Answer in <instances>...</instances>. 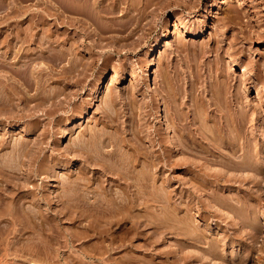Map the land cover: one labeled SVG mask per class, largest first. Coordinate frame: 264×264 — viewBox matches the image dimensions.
Listing matches in <instances>:
<instances>
[{
  "label": "bare ground",
  "instance_id": "1",
  "mask_svg": "<svg viewBox=\"0 0 264 264\" xmlns=\"http://www.w3.org/2000/svg\"><path fill=\"white\" fill-rule=\"evenodd\" d=\"M28 1L29 3H27ZM135 1L136 6H138V4H136L137 2H141L139 0ZM157 1L154 3H157ZM130 2V0H10L9 2L1 0L0 72L5 71L7 74L5 73L3 77H0V112L3 115H6L3 113L6 112L8 113L7 116L13 121H19L24 117L26 118V116L36 115L35 112L40 110L42 115L48 116L60 109L62 107V100L69 97L67 95V90V94L65 93V95H63L65 98L63 97V99L60 97V95L65 92V89L68 86L73 87L72 85L77 86L79 89V87L81 88L82 86L83 80L86 79L87 73H85V69L89 65L82 61L83 59L79 55L82 53V48L87 47L86 49L91 50V52H89V57L93 54L103 55L102 51H105L103 49H105L107 43L110 45L111 42L116 43L130 36L135 26L131 28L132 20L127 18V13V19L125 18V20H118L119 17L115 19L113 15L118 8L120 9L121 5H124L126 9H129L132 4L134 5V3ZM152 2L153 0H143L142 5L139 4L143 11L141 10L137 13L141 12L140 14H143L142 12H144L147 7H150ZM172 2L173 0L168 1L167 4L170 5ZM161 4L163 6V3ZM173 4L182 9L187 8L188 5L187 3V5L182 2L179 3L177 0H175ZM29 5L38 8L34 7V9L31 10ZM139 6L138 9L140 10L141 7L139 8ZM236 9L233 11L238 13ZM123 10L125 11V9ZM237 13L235 14L237 15ZM140 17H142V15ZM140 17L137 16L138 21H140ZM230 17H232V15ZM231 21H233V19ZM225 22L227 21L223 23ZM134 25H138V23ZM114 31L125 32L126 34L124 36L120 35L121 37L118 34L119 37L117 38V34H113ZM222 33H220L221 35L219 34V37H214L215 43L208 47V49L214 48L216 52H218V59H221V52L224 50L223 43L225 41V35ZM234 35L235 34H233L232 38H234ZM246 35H248V33ZM248 36H250V34ZM255 36L258 38L257 40H260L259 38L264 39V32H256ZM235 37L237 36L235 35ZM104 40L107 41L105 44L102 43ZM235 43L236 42L231 46L233 51L239 49V46ZM112 45L113 43L110 46ZM108 51L111 55L112 52H118L115 48H110L107 52ZM77 54L79 55L78 58ZM108 56L112 58V56ZM103 61L104 62L101 63L104 65L110 63L107 62V59ZM255 61V79L264 81V55L260 54L259 59ZM83 62L86 64H82ZM88 70L90 69L88 68ZM229 74L227 73V76L225 74V78L223 76L224 81L222 79V82H226L225 84L227 86H229L227 84L230 82L229 79L231 80V78H233L230 77ZM248 80L249 79L246 78L240 81L244 82ZM222 82L219 84L223 86ZM52 83H54V86ZM50 84H52L53 87L49 86ZM193 84L194 83H192V85ZM214 89L216 90V88H213V91L211 90L213 93L215 91ZM226 89L228 90V87ZM220 91L218 95L219 93L221 94ZM69 94L72 95L73 93L69 91ZM215 94L216 96L214 97L219 99L216 92ZM190 97L192 98L191 95ZM112 98L115 99V97ZM217 98L214 99L217 101ZM214 99L212 101H214ZM35 100H39V102H34V104L31 105L30 103ZM110 100H108V102H110ZM221 100L223 101V97ZM225 101L226 105L229 107H225L224 102H221L223 106L221 104L220 106L223 107V111L227 108L231 109H227L229 112L226 110L228 113H225L227 114H220V112L223 111H221L222 108L219 105L215 106L213 109L211 108L212 110H208V112L206 109V102V108H203V110L198 109L199 106L204 105L201 104L203 102H198L196 105L192 103L191 105L194 104V107L191 106L192 108L189 110V115L188 112H183L180 107L178 109H181L182 113L185 114L177 112L178 109L176 108L177 114H175L172 124L170 126L168 125L164 131H172L176 134H173V142L167 140L165 145L162 141V139H165L161 137L162 133H160V128L149 131L150 135L154 134L152 137H149V141L151 140L150 147L145 146L144 142H142V138L133 134L135 132L132 133V135H136L135 137L131 136V138H128L130 137L128 135V137L125 135L120 136L121 134L116 136L113 134L115 130L114 132L111 131L112 133H108L107 130L109 129H107V133L105 131L99 133L95 131L96 129H90V132H87V135H85L83 133L87 130L84 129L85 132L83 131L82 133V129L81 133H78L82 135L79 136L77 134L78 137L76 135L74 140L70 139L72 142L70 141L71 143L68 146L66 145L65 148H62V146L58 148L60 145L56 147L53 144L54 148H51L53 152L49 154L45 153L44 147L41 146L46 142L44 141L46 139V129V132L44 131L45 133L43 134L40 132L41 135L38 134L39 137L37 138L30 135L14 142L11 140L13 143H10L11 141L9 142L6 136L5 138L3 135H0V220L5 218L3 220H7L11 223L13 228L8 230L13 232L15 238L17 236L23 237L24 234L31 232V235L26 236L27 238H25L26 241L24 242V246L22 241V247H19V249L21 248L23 252L27 253L28 251L31 253L35 251L40 252L41 250H45L46 252V250L50 248L49 245H51L53 240L58 241L60 246L63 243V247L72 245L74 239L82 240L79 244V249L83 257L65 258L62 261L64 264H163L162 261L160 263L159 260L164 258H161L164 250L159 252L160 249H158V245L160 242L168 239V237H170V239L172 238L174 242H171L173 244L167 242L171 246L169 245L170 247L167 251L163 252L165 255H169L164 258V262L167 264H189V261L194 257L193 255H199L194 254L195 251L192 253V248H189L192 251H188L185 248L190 244L191 247L194 246L192 244L193 242H196V244H207L204 248L199 247L201 249L200 251L206 250L208 253L207 256L214 258L213 256H217L221 253L218 252L217 254L216 247V245L221 242H216L218 240L215 239L217 235L215 238H213L214 235L210 238L209 233L206 232L207 229H210V222H206L208 219L206 217L209 215H205L206 217L203 218L205 227L199 226V222L193 223V218L189 214L190 206H192L191 202H194L192 200L196 199L200 201L199 199L202 197H199L202 191L203 193L208 189L210 192L213 191L216 186L212 187L213 185H210V183H215L217 186L219 184L229 186L233 183H238L242 186L243 183L246 185L247 183L248 185L252 183L253 187L256 188V190L254 188L255 191H252L253 187L250 188L251 185H247L248 188L246 187L244 189L241 187L242 192H236L237 194L234 195V198L230 197L232 199L229 200L230 202L226 200H228L229 196H232V194L228 193L229 195H227V193H223L222 196V191L218 192L217 189H215L217 192L215 190V192L211 193L206 191L205 193H207V196L204 195L206 197L204 198V202L209 204L214 202L215 204L217 203L218 206H224L226 211L228 210V212L233 213V215H238V218H242L241 220L244 226H255V228H257L258 225L256 223L254 224L256 218L253 216V214L256 213H253L252 205H254V201L256 203L260 198L258 192L261 191L260 184L264 177V142L261 144L253 142L255 141V136L254 140L251 139L243 129L246 119L245 116L236 115V112L233 111L234 109L230 108L227 99H225ZM46 102L49 104L47 103L48 106L45 105V108L44 104ZM108 102L106 101L105 104ZM217 103L219 104L220 102L217 101L216 104H213L217 105ZM237 103L239 102L237 101ZM40 105H43L41 107L45 109L38 110ZM104 106L106 107L107 105ZM108 106H110V112L102 109L105 112L104 115L107 117L105 118L108 120L107 123L116 120L114 118L116 114H113L115 110H111V105ZM17 107H19V109H17L18 111L15 110ZM215 110L220 114L218 115V120L217 118H214L217 121L212 119L215 121H213L214 124L209 123L208 126L207 122L209 121L210 113L215 112ZM84 112H78L80 113L79 120L75 123V126L83 124L85 120L83 116ZM238 112H240V110ZM242 113L243 112H241V114ZM71 114L73 113L71 112ZM214 115L211 118H213ZM36 117L37 116L31 119L34 120H32L34 124L36 123V125H38L36 122L37 120L35 121V119L38 118ZM34 124L32 126H34ZM28 125L26 124L27 127L30 126ZM37 129L39 130V127ZM58 129L55 130L57 131ZM98 129L97 126V130ZM100 129L102 130L103 128L100 127ZM34 130L32 129V131ZM129 130H131V128ZM24 131L26 132V129H24ZM58 132L59 131H57V133ZM121 133H123V131ZM226 133H228V135ZM18 138L19 137L16 139ZM57 139L55 138V140ZM42 142L44 143L42 144ZM6 148L9 150H6ZM123 148H125L124 151ZM3 149L7 152L3 151ZM224 150H228L229 152ZM175 155H178L179 158H174L176 157ZM181 155L187 156L181 157ZM188 155L195 158L200 155L206 162L211 161L216 165L219 164L221 167L218 166V168L213 170L210 166V168L206 166V163H200V159L198 160L199 162H197V159H191L192 157L188 158ZM66 162L69 164H66ZM152 165L158 168L156 171L152 170V172H150L151 170L149 169L153 167ZM169 168H172V171L182 168L185 173L184 175L186 176V174H188V177L186 176L184 180L181 181L180 178L183 179L184 176H179L180 180L177 178L175 181L172 180L174 182H170L172 176H168L170 178H165L167 180H164V178L160 176L164 174L160 173L165 170H170ZM229 171H233L234 173ZM244 171H251L252 174L250 173L249 175L247 172L243 174L242 172ZM160 180L161 182H159ZM51 181L55 183L49 185ZM175 182H178V186H172V189L169 188L167 190L166 187H170ZM178 188L180 196L182 193L180 199H177ZM198 191H201L200 195L197 194ZM22 192H25L26 195ZM20 193L23 195H20ZM238 193L240 194L238 195ZM225 194L228 196V199L224 197ZM173 198H176L178 201H174ZM28 202L31 204L28 205ZM40 202L43 203L42 205L47 204L48 207L45 208L44 206H40ZM206 204H202V206L205 205V207L203 206L204 209L208 207H206ZM161 210L165 213L161 214ZM223 216V213L221 215L219 214V216L216 215V217ZM46 219H48V222L45 221ZM50 219H54L59 223H62L63 219L72 224L77 222L81 225L80 228H78L80 232H74L73 230V232H67L64 230L62 232L56 231L58 232L56 233L53 232L54 228L52 229L53 231L50 232L47 230H51V225L49 224V221H51ZM46 224L48 226L50 225V227ZM78 224H76V226ZM254 234H251V236ZM236 235H238L237 232H231V234L229 232L224 236H228L229 241H231ZM74 236L75 238H73ZM60 238L62 241H59ZM91 240H94L92 243L95 244H87ZM241 240L239 241V252L236 255H231L230 252L231 258L238 261L234 262L232 259L231 261L229 260V262L226 261L227 264H246L247 260L252 258V253L256 249H254L253 246L246 245ZM230 243L232 245L233 242ZM163 246L162 248L165 249ZM184 248L187 251H184ZM260 248V251L257 252L251 264H261L260 260L264 255V249L261 250ZM51 249H49V251ZM135 250L136 253L139 252L140 254L135 253L134 255L132 251L134 252ZM218 250H220L219 247ZM53 251L54 250L50 253ZM122 251H124V254L119 256L118 253ZM245 251H247L245 253L246 255L241 256ZM49 255L47 257L44 256L47 258V260L44 258L46 262L53 261L52 258H54V255L52 257ZM138 255H140V257ZM146 256H152L153 258H145ZM205 256L203 258L201 255L202 259L209 260V258H205ZM201 257L196 258L200 260ZM238 257H240V259H237ZM149 258L151 259L148 260ZM32 260L34 261L35 259ZM59 260L60 259H58V261ZM223 262L224 261H222V263Z\"/></svg>",
  "mask_w": 264,
  "mask_h": 264
},
{
  "label": "rangeland",
  "instance_id": "2",
  "mask_svg": "<svg viewBox=\"0 0 264 264\" xmlns=\"http://www.w3.org/2000/svg\"><path fill=\"white\" fill-rule=\"evenodd\" d=\"M5 1L9 2L10 0H5ZM130 1H131L130 3H134V5L132 4L129 9L128 8L126 9L124 5H121L120 9L118 8L116 13H114L113 15H114L115 19H117L119 17L118 20H122V19L125 20V18L127 17L126 16V13H127V15H128L127 18L132 20L131 28H133V26H135L134 28H136V29H134V28L132 29L133 31L130 33L129 37H126L123 40H119V42H116V43L111 42V44L113 43L112 46H110L111 44L108 45L109 43H107V45L110 47L105 45V49H103L105 51H102L103 55L93 54L95 56L91 55L92 56V58H91V56L89 57V52H91V50L86 49L87 47L82 48L81 54L83 57L81 56V54H79V55L83 59L82 61L88 63V65L90 67L88 65H86V66H88L86 68L87 70L84 68L85 73H87V74L85 77L86 79H84L82 84H81L82 85L81 88L78 86L79 87V89H78L77 86H74V85H72L73 87L68 86L69 88L67 87L65 89V92H63L61 94L62 96L60 95V97L63 98L64 97L63 95H65V93L67 91H68L67 92L68 94L67 93L66 94L69 97L70 96L71 97L70 98L68 97L69 99L66 98L65 100H62V104H61L62 107L60 106L61 107L60 109H58L54 114H51L48 116L42 115L41 114L42 112L40 110V109H45L46 108L45 105L48 106V104H49L48 102H46L44 104L45 108L41 107L43 105L39 106L40 108L38 110H40V111H37L38 113L35 112L36 115L26 116V118L24 117L23 119H21L19 121H13L11 118H9L7 116L8 113L3 112L4 114H6V115H3L0 112L2 114V115L0 114V119L2 120V121L0 120V135L1 136L3 135L4 137L6 136L9 139L8 140L9 142L11 140H13V142H14V141H17L19 139L21 140L22 138H25L26 136H30V135L34 136V138L35 137L37 138V137H39L38 134L41 135L40 132H42V134H43L47 130V132L45 134L46 139L44 138L45 139L44 141H46V142L45 143L42 142V144L43 143L44 144L41 146L44 147L45 153L49 154L50 152H53V149H51V148H54V146L58 147V145H60L58 148H60L61 146H62V148L63 147L65 148L66 145L68 146L72 142V140H70V139L74 140L75 136L78 133H81L82 129H83L82 133H83L84 129L87 130L86 132L84 131L85 133H83L85 135H87V132H90V129L91 130L96 129L95 131H97L99 133H101L102 131L106 132L107 129H109V130H107L108 133H110L111 131L114 132V130H115V132L113 134H115L116 136L118 134L119 135L121 134L120 136H123V135H125L126 137L130 136L128 138H131V136L135 137L136 135H138L139 137L142 138V142H144V145L147 147H150V145H151L150 141L151 140L149 141V139H150L149 137H152L154 134L150 135L149 131H152L155 128H160L161 129L160 133H162L161 137H163L165 139V140L162 139V141L165 145L167 140L172 141L173 140L172 138L174 136L173 134H176L172 131H169V132H167V131L164 132V131L166 130V127L168 125L170 126L172 124V122L174 120L173 118H175L174 116H175V114H177V112L182 113V111L183 112L186 111V113L188 112V115H189L190 114L189 110H191V108L194 107L193 106L194 104L195 105L198 104V102H203L201 104H204L203 105L204 107L201 105L198 107V109L203 110V108L205 109L206 108L205 106L207 105V108H206L207 111L212 110L213 108H215V106H218V105L220 106V104L223 106V104H222L223 102H224L225 107L226 106L229 107L228 105H226L225 99H227L228 104L230 105V108L234 109L233 111L236 112L235 113L236 115L239 114V116L240 115L245 116V118H246L245 123H244L245 125L243 127L244 132H246L248 134V136L253 140H254V136H255V141L252 140L253 142L259 143V144L264 142V81L255 79L256 75H255V68H254L255 67L254 64L256 62L255 60L259 59L260 54L264 55V39L259 38L260 40H257L258 38L255 36L256 32H264V20H263L264 19V0H198V1H196V0H177V2L179 1V3L182 2L185 5L188 4L187 8H184V9L176 7L173 4V2H175V0H173V2L170 5H168L167 2L172 1V0H167V1L166 0H158V1L156 0L157 3H154L156 1L153 0V2H152L153 4L151 3L150 7H147L144 10L145 13L142 12L143 14H140L141 12L137 13L138 11L142 10V7L139 6V4L142 5L143 0H139L141 2L136 3V4H138L139 8L141 7L140 10L138 9V6L135 5V2H136L135 0H130ZM196 2H198V3H196ZM27 3H29V1ZM161 3H163V6ZM166 6H168V7H166ZM29 7L31 10H33L35 6L33 7V5H29ZM35 8H38V7H35ZM123 9H125V11ZM235 9L238 10V13L233 11ZM228 11H230V12H228ZM231 12H233L234 14ZM120 13H121V15H120ZM235 13H237V15ZM0 14H1V12H0ZM141 15H142V17H140ZM143 15H144V17H143ZM231 15H232V17H230ZM137 16L140 17L142 20L139 18L140 21H138ZM235 16H237V17H235ZM133 18H134V21H133ZM230 18H231V20L233 19V21H231ZM220 20H222V21H220ZM223 20L227 21V22L223 23L224 22ZM217 21H218V23H217ZM136 23H138V25H134ZM221 23H223V24L220 25ZM225 25H226V27H225ZM251 30H252V32H251ZM220 33L225 35V37H224L225 41L223 43L224 50L221 52L222 57H221V59H218V52H216V50L214 48L208 49V47L212 46L215 43L214 37H217V36L219 37L221 35ZM247 33H248V35L250 34V36L246 35ZM113 34H117V38H118L120 35L124 36L126 33L114 31ZM118 34H119V36H118ZM233 34H235L237 36V37H235V35H234V38H236V39L232 38ZM239 39H240V42H239ZM105 42H107V41L106 40L102 41L103 44H105ZM234 42L237 43V44L236 43L235 44L237 46H239L238 47L239 49L233 51L231 49V46L234 45ZM81 44H83V43H81ZM229 45H230V47H229ZM110 48L111 49L115 48L119 53L118 52H116V53L112 52V55H111L109 53V51L107 52V50H110ZM87 52H88V54H87ZM107 53H108V55L112 56V58H109ZM79 55L77 54V58ZM93 58H94V60H93ZM104 58L107 59L108 60L107 62H110V63H108V64L106 63L105 65L102 64L101 62H104L103 61V60H105ZM84 62L82 64H84ZM217 67H218V69H217ZM79 68H81V67H79ZM88 68L90 70H88ZM223 68H224V70H223ZM241 71H244V72H241ZM3 72H0V77H3V75L6 73L5 71H3ZM229 72H230V74H229ZM227 73L230 75V77H233V78H231V80L229 79L230 82L227 83L229 86H227L225 84L226 82H222V79L224 81V78H225L224 75L226 74V76H227ZM243 73L245 74V76ZM223 76H224V78H223ZM239 76H242V77H239ZM243 76H244V79L247 78L249 80L241 82L244 80ZM249 77H251V78H249ZM239 78L241 81L239 80ZM191 82L194 84L192 85ZM220 82H222L223 86L221 84H219ZM52 84L54 86V83H52ZM52 84H50L49 86H52ZM214 84H215V86H214ZM217 85H218V87H217ZM226 86L228 87V90L226 89L227 88ZM192 87H193V89H192ZM49 88H51V87H49ZM213 88H216V90L217 89L218 90L216 91L214 89L215 91L213 93L212 92ZM219 88L221 91L219 90ZM69 91H70V93H73V94L70 95ZM219 91L221 92V94L219 93V95H218ZM190 92L192 94L194 93L195 95L194 94L192 95ZM215 92L217 93V96H219L220 100L217 97H214V96H216ZM212 94H214V95H212ZM190 95L192 96V98L190 97ZM109 96H111V97H109ZM221 96L223 97V101L221 100L222 99ZM224 96H225V98H224ZM112 97H115V99H113ZM212 97L217 98L218 99L217 101H219L220 103L219 104L217 103V105H215L217 101ZM193 98H195V99H193ZM110 99H113V100H110ZM213 99H214V101H212ZM108 100H110V102H108ZM106 101L108 103L105 104ZM237 101L239 103H237ZM34 102L37 103V102H39V100H37V101L35 100V101L31 102L30 104L32 105V104H34ZM205 102H206V105H205ZM192 103H194V104L191 105ZM213 103H215V104H213ZM104 105H107V106L105 107ZM108 105H111V110L114 109L116 112V113L115 112L113 113V114H116V115H114V118L116 120H112V122L109 121V123H111V124L107 123L108 120L105 119L107 117H106V115H104V113H105L104 111L107 110V112H110V109H109L110 106H108ZM179 107L182 109V111H181V109H178ZM221 108H222L221 111H223V107H221ZM17 109H19V107H17L15 110H17ZM227 109H229V108H227ZM227 109H224V111L220 112V114H222V113L227 114L229 112V110H231V109H229V110H227ZM238 109L240 110V112H238L239 111ZM176 110H177V112H176ZM17 111H15V112H17ZM216 111L217 110H215V112L210 113V116H209L210 122L209 121L207 122L208 126H209V123L214 124V122L218 120V115H220V114ZM71 112L73 114H71ZM78 112H80V113L84 112L83 116H84L85 120H84L83 124H78L77 126H75L76 125L75 123H77L79 120L80 113H78ZM225 112H227V113H225ZM241 112H243V113L241 114ZM182 114H185V113H182ZM213 115H214V117L211 118ZM35 116L38 117V118L36 117L37 119H35V121L37 120L36 122L38 123V125H36V123L34 124L33 123L34 120L31 119V118H35ZM103 117H104V119H103ZM214 118H217V120ZM212 119H214L215 121ZM30 122H32L34 124V126H32L33 124ZM26 124L27 125L29 124L31 127L29 125H28L29 127H27ZM101 124H103V125H101ZM213 124H211V125H213ZM97 126L99 129H100V127L103 129L97 130ZM133 126H135V127H133ZM26 127L29 129H27ZM35 127H36V129H35ZM38 127H39V130L37 129ZM63 128H64V130H63ZM128 128L129 129L131 128V130H129ZM24 129H26V132L24 131ZM32 129L33 130L35 129V130L32 131ZM40 129L41 130L44 129V130L41 131ZM55 129H58L57 131H59V132L57 133V131ZM133 129H134V131H133ZM53 130H55V131H53ZM69 130H72V131H69ZM249 130H250V132H249ZM23 131H24V133H23ZM30 131H31V134H30ZM122 131H123V133H121ZM133 132H135V133H133ZM132 133L136 134V135H132ZM228 133H231V132H228ZM228 133H226V134L228 135ZM8 135H9V137H8ZM78 135L80 136L82 134H78ZM78 135H77V137H78ZM20 136H21V138H20ZM44 136H40V137H44ZM14 137H16V138L19 137V138L16 139ZM55 138L56 139L58 138V139L55 140ZM14 139H16V140H14ZM13 142L11 141L10 143H13ZM53 142H55L57 145ZM53 144H54V146H53ZM4 149H3V151H5V152H7L6 150H9L7 148H6V150H4ZM124 150H125V148H123V151ZM224 151L227 152L228 150H224ZM178 155H180V154H178ZM178 155H175L176 157H174V158H179ZM182 156H187V155H181V157ZM191 157L192 156L188 155V158H191ZM191 159H195V160L197 159V162H199L198 160L200 159V161H201L200 163H202V162L206 163L205 165L208 167L210 166L211 168H213V170L218 168V166H220L219 164L216 165V164L212 163L211 161H207L208 162L207 163L204 158L200 157V155L196 158L192 157ZM209 162H210V164H209ZM66 164H69V163L66 162ZM207 164H209V165H207ZM65 166H68V165H65ZM152 166L153 167L152 168L150 167L151 169H149V170H151L150 172H152V170L156 171L158 167L157 166L155 167V165H152ZM182 168H180L178 170L176 169L175 171H172V168L171 169L169 168L170 170H168V171L165 170V171H163L164 173L163 172L160 173V174H164V175H160V176H161V178H164V180H167L165 178H170L168 176H172L170 178L171 179L170 182H174L177 178H178V180L181 179V181H182L188 175V174H186V176L184 175L185 173H184V170ZM57 171H59V170H57ZM229 172H233V171H229ZM246 172L249 175L251 173V171L250 172L246 171ZM246 172L244 171L242 173L246 174ZM166 174H167V176H166ZM162 176H166V177H162ZM179 176L180 177L184 176V177L182 179ZM172 180H174V181H172ZM262 180H261V184H260L261 191L258 192L260 194V198L258 201H256V203L254 201V203H253L254 205H252L253 213H256V214H253V216H254V218H256V222L254 221V224L256 223L258 225L257 228H255V226H246V225L244 226L242 224L243 223L241 220L242 218L240 219V217L238 218V215H233V213L228 212V210L226 211L224 206H220V205L218 206V204L217 203L215 204L214 202H211V204H212V206H211V204L204 202V200H205L204 198H206L204 195L207 196V193H205V192L207 191L209 193L210 192L209 189L205 190L204 193H203V191L202 192L200 191L202 194L198 191L197 194L198 195L201 194L199 198L202 197L201 198L202 200L201 199H199L200 201H198L196 199L192 200L194 202H191L192 206H190L189 214L193 218L192 219L193 223L199 222V224L198 223H196V224H198L199 226L201 225L202 227H205V222H203V218L206 217L205 215H207V216L209 215L208 217H206V218H208L206 222H208V223L210 222L209 223L210 229H207L206 232L209 233L210 238L213 237L212 235H214L213 238H215L217 235V237L215 239H218V240L216 242L217 243L221 242L220 244L218 243L219 246L216 245L217 254H218V252H221L222 254L219 253L220 256L215 255V256H213L214 258H212V257L210 258L207 256L208 253L206 252V250L200 251L201 250L200 248H204V246L207 244L201 243L202 244L201 245L200 243L196 244V242L195 243L193 242L192 244L194 246L191 247V244H190L189 245L190 247L186 246L185 248L188 251H192L191 249H189V248H192L193 249L192 253H194V251H195L194 254H196V255L199 254V255L198 256L193 255L194 257H192V259L189 261L190 263L189 262H187V263H189V264H214V263L215 264L216 263L221 264L222 261H224L222 264H227L226 261L229 262V260L231 261L233 259L230 256V252H231V255H234V254L236 255L239 252V248H240L239 241L241 239H242L241 241L244 242L246 245L253 246V248L256 249L252 253L254 256L252 255L251 256L252 258L247 260L246 264L253 263L255 255H257V252L260 251L259 248L264 245V216H263L264 215V196H263L264 177ZM162 181H163V179H162ZM159 182H161V180ZM53 183H55V182L51 181V182H49V185L50 184L52 185ZM175 183H173V185H171L170 187L167 186L166 187L167 190L169 188L172 189L171 188L172 186H178V184H177L178 182H175ZM249 184L251 186L248 185V183H247V185L250 186V188H252L253 184L252 183H249ZM210 185H213L212 187L216 186V187H214V190L217 189L218 192L222 191L221 192L222 196H223V193H227V195L232 194L233 197L229 196V199H228V196L225 194L224 197H227L226 199H228V200H226V201H228V202H230L229 200H232L231 198H234V195L237 194L236 192L240 191V193H241L242 188L244 189L247 187V185L245 183H243L242 186H240V184H238V183H236V184L233 183L229 186H223L221 184H219L217 186L215 183L214 184L210 183ZM165 186H166V184H165ZM254 188L255 187L252 188V191L256 190V188H255V190H254ZM214 190L211 192H215V191L217 192V190H215V191ZM235 190H237V191H235ZM22 193L24 194L25 192H22ZM22 193H20V195H23ZM240 193H238V195ZM24 195H26V193ZM177 196H178L177 199H180L182 196V193L180 196L179 188H178ZM174 197H176V196H174ZM177 199L175 198L174 201ZM201 201H202V203H201ZM28 203H27L28 205L31 204L30 202H28ZM191 203H190V205H191ZM42 204H43L42 202L39 203V205L42 207L43 206L45 208L48 207L47 204H45V205H42ZM202 204H206V207L208 206L209 208L207 207V209L206 208L204 209L205 205H203L204 206L203 207ZM220 211L221 212L223 211L222 213L224 216L223 217H216V215L219 216V214L220 215L222 214ZM162 213L164 214L165 212H163L161 210V214ZM201 215H203V216H201ZM219 218H222V219H219ZM3 219H5V218H3ZM3 219L0 220V233H1V235H0V264H64V263H62V261L65 258L71 259L74 257L75 258L76 257H83L82 256L83 254H82L81 250L79 249V244L82 241V240L80 241V239L79 240L74 239L72 241V245H67L68 247L67 246L63 247L62 245H64V244L62 242H61L62 244L60 246V243H58V241L53 240L51 245H49L50 248H48L46 250V252H45V250H43L45 253H47V251H48L47 254H45L41 250V248H40V250L42 251V253H41V251L39 252L38 249H37L38 252H36V251L31 252V253L29 251H28V253L23 252V250L21 248L19 249V247H22V241H23V246H24V242L26 241L25 238H27L26 236L31 235V232H29L30 234L26 233L27 235L24 234L23 237L17 236L15 238L14 237L15 235L13 234V232L9 231V230H11V228H13L11 223L6 220L8 222L7 223ZM47 220L48 219H46L45 221L48 222ZM50 220L51 221H49V224L51 225V227H50V225L48 226L46 224L48 227L51 228V230L47 229L50 232L53 230H54L53 232H56V231L62 232L64 230L67 232H69V231L80 232L79 231L80 229L78 230V228H80L81 225H79L77 222H74L72 224L71 222H68L66 220L64 221V219L62 220V223H59L54 219H50ZM55 221H56L57 225L55 224ZM251 223H253V222H251ZM76 224H78V225L76 226ZM52 226H54V227H52ZM76 230H78V231H76ZM211 230H213V231H211ZM223 230H225V231H223ZM58 232H56V233H58ZM229 232H230V234H231V232H237V234L239 235V236L238 235L235 236L237 240L234 237L233 240L229 241L228 236H224V235H227V233H229ZM46 233H48V232H46ZM254 233H256V234H254ZM34 234H36V233H34ZM244 234H246V235H244ZM251 234H254L255 236L254 235L251 236ZM218 235H221V236H218ZM242 235H243V238H242ZM239 237H240V239H239ZM73 238H75V236ZM222 238H225V239H222ZM59 241H62V239L60 238ZM74 241H77V242H74ZM92 242H94V240H91L87 244H90V243L92 245L95 244ZM167 242L171 243L174 241L172 238L170 239V237H168V239H165L164 241L160 242L158 245L159 248L157 247L158 249H160V251L158 250L159 252H161V250L167 251V249L171 246ZM216 242H215V244H216ZM230 242H233L232 245ZM171 244H173V243H171ZM221 244L224 246H222ZM162 246L166 250L163 249ZM196 246H197V248H196ZM218 247L220 250H218ZM185 248H184V251H187ZM49 249H51V250L49 251ZM260 249L263 250L264 246ZM19 250H21L22 252ZM52 250H54V251L52 253H50ZM123 252L124 251L118 253V255L121 256V254H124ZM163 252H162L161 258H163V257L166 258L167 256H169V255H165V253H163ZM232 252H233V254H232ZM246 252L247 251L243 252V255L241 254V256L246 255L245 254ZM49 253H50V255H49ZM57 253L59 254V256ZM132 253H134V255H135L136 250L134 252L132 251ZM136 254H140V253L138 252ZM263 254H264V252H263ZM48 255L51 257L54 255V258H52L53 261H51V262L45 261V259L47 260V258H45V257H47ZM118 255H116V256H118ZM201 255L203 258L206 255L205 258L207 257V258H209V260L202 259ZM138 256L140 257V255H138ZM29 257H31L32 259H35V260L33 261ZM36 257H37V259H36ZM39 257H40V259H39ZM148 257L153 258L152 256H146L145 258H148ZM196 257H201V259H200L201 261L199 259H197ZM263 257H264V255L262 256V259L260 260L261 264H264V263H262V262H264ZM151 258H149L148 260H150ZM164 258L159 260V262L161 263V261H162L163 264H167L166 262H164L165 261ZM58 259H60V260L58 261ZM158 259H160V258H158ZM237 259H240V257H238ZM232 261L235 262L238 260L233 259ZM237 263H239V262H237ZM257 264H260V263H257Z\"/></svg>",
  "mask_w": 264,
  "mask_h": 264
}]
</instances>
